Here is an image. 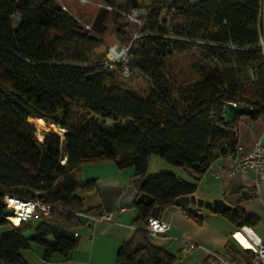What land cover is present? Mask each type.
<instances>
[{"label":"trees","instance_id":"1","mask_svg":"<svg viewBox=\"0 0 264 264\" xmlns=\"http://www.w3.org/2000/svg\"><path fill=\"white\" fill-rule=\"evenodd\" d=\"M149 1L152 10L142 9V0L106 4L110 15L126 20L131 10L145 13L140 27L127 20L138 29L137 37L120 43L131 42L129 68L150 80L147 95L140 97L116 83L118 65L93 60L103 35L85 29L83 23L91 19L80 20L60 0H0V224L11 227L0 236V264H27L21 250L30 246L20 235L29 221L16 226L4 219L11 213L2 202L5 195L52 205L46 221L76 232L85 224L78 212H105L97 180L76 179L82 165L114 161L118 169L146 175L149 157L157 155L200 176L217 156L237 153L239 117L224 122L226 102L251 106V119L264 116V47L259 46L264 0H169L172 12L165 15L155 8L162 0ZM197 45L211 62L198 79L165 73L170 54ZM128 118L133 122L127 127L116 125ZM37 120L62 129V140L47 131L39 140ZM195 191V185L172 173L147 176L142 193L151 202L134 204L133 235L119 249L118 264H137L136 240L145 243L148 264H175L174 255L150 243L148 219L154 206L163 211L174 206L175 198ZM85 192L97 196L98 203L85 208L79 195ZM239 193L225 196L234 198L236 209L224 216L235 226H254L257 218L238 207ZM33 226L45 261L55 253L67 258L77 245L78 237L47 241L44 221Z\"/></svg>","mask_w":264,"mask_h":264},{"label":"crops","instance_id":"2","mask_svg":"<svg viewBox=\"0 0 264 264\" xmlns=\"http://www.w3.org/2000/svg\"><path fill=\"white\" fill-rule=\"evenodd\" d=\"M235 127L238 136L237 154L247 153L256 140L264 143V116L256 119L240 116ZM150 161L151 156L148 159L147 176H150L148 172ZM92 164L99 166L86 169L81 182L91 179L97 181L123 179L134 172L133 168L118 169L114 161ZM85 165L88 164L82 165L81 171ZM232 168H234L232 157L220 155L211 162L198 180L193 179L184 168L171 170L178 178L195 185V194L206 200L225 198L233 192L240 191L241 201L238 207L258 220L256 225L251 227L235 226L224 213H215L196 206L183 209L174 205L160 211L159 217L167 221L169 227L165 235H151L150 243L174 255L175 264H210L208 250L230 262L249 263L258 244L264 242V195L259 193V189H255L251 171L227 173ZM244 189L249 190L248 198L242 194ZM188 212L199 216L201 221L194 220ZM112 213L114 214L112 221H94L81 216L85 224L76 229L77 245L69 256L64 258L61 254L55 253L50 261H45L43 251L42 253L39 251L38 264H118L117 253L123 243L133 235V222L138 212L132 205ZM49 236L53 241L52 236ZM176 238L194 241L205 249L198 248L188 254H181Z\"/></svg>","mask_w":264,"mask_h":264},{"label":"rangeland","instance_id":"3","mask_svg":"<svg viewBox=\"0 0 264 264\" xmlns=\"http://www.w3.org/2000/svg\"><path fill=\"white\" fill-rule=\"evenodd\" d=\"M64 3V5L69 9L71 13H73L80 20L87 21L92 20L97 12V2L99 4L108 6L107 1H112L116 5H122L123 0H60ZM169 0H162L155 5V8H160L162 11V15L169 14L172 12L170 6L168 4ZM98 4V5H99ZM108 4V5H106ZM150 4L149 0H142V9L144 8H152L147 5ZM152 10V9H151ZM107 24V30L101 37V41L103 45L95 51V56L93 60L95 61H106L108 59V44H120L123 42H127L129 38L134 39L135 35L138 33V29L133 27L125 18L122 16H115L111 14L107 20H105ZM117 31L119 35H117ZM137 37V36H136ZM210 60L204 58L201 54L200 48L197 46H193L191 49L183 52H173L164 60L165 73H168L170 76L181 79L183 78L186 81H194L198 79L201 68L209 67ZM112 68V67H110ZM183 72L182 76H179L177 72ZM116 83L126 89L131 90L135 94L140 97H145L150 89L151 83L148 77L141 74L137 69L130 66V73L127 77H124L121 73L115 74ZM46 123V122H45ZM48 124V123H47ZM36 126V125H35ZM45 131H38L36 126V135L39 140H42L43 133ZM63 133V130H62ZM57 134V133H56ZM59 135V134H57ZM60 136V135H59ZM61 140L62 137L60 136ZM157 155H151V161L149 164L148 172L150 176L156 175L160 172L172 173V169L174 168H182L181 166L174 165L164 161L163 159H159ZM159 160V161H156ZM159 162V163H158ZM97 164H88L84 166V169L76 175V179L78 182L83 181V177H85V171L88 168H96ZM99 181V180H98ZM80 197L83 198L85 208H89L98 203L97 196L90 193H81ZM33 225H39L43 222V220L39 218H32L29 220ZM11 230L9 224L2 223L0 224V236L2 234L8 233ZM47 241H51L50 236L46 237ZM30 246L27 249L21 250V255L25 259L27 264H38L37 261V252L43 251L42 245L35 241H30ZM39 255V254H38Z\"/></svg>","mask_w":264,"mask_h":264},{"label":"water","instance_id":"4","mask_svg":"<svg viewBox=\"0 0 264 264\" xmlns=\"http://www.w3.org/2000/svg\"><path fill=\"white\" fill-rule=\"evenodd\" d=\"M109 9L105 6H100L97 10L94 18L91 22L92 35H103L107 30V24L105 20L109 18ZM19 20V18H18ZM252 113V107L249 105H238L233 102H226L221 112V116L225 123L231 124L234 122L236 117L240 116H249ZM91 119H94L96 122L100 121V117H95L90 115ZM106 122L107 125H113L111 119H101ZM133 122V119H126L124 121H119L116 125L127 127L130 123ZM64 132V131H63ZM64 137V134H63ZM184 170L195 180L199 179L193 170L185 168ZM147 179V175H139L137 172H133L129 177L123 179H114V180H99L96 182V189L98 192V197L100 199L101 205L105 212H116L121 208L129 207L134 205L137 202H151L148 196L142 193V186ZM259 193L264 195V185L259 187ZM242 194L245 198L249 197V190H242ZM234 198L231 200H226L224 198H217L213 200H206L195 193L190 195L179 196L175 198L174 205L177 207H188L196 206L199 208H204L211 210L215 213H225L226 211H234L236 206L233 204ZM160 210L158 206H154L150 212V217H159ZM45 225L49 230V234L54 240L61 238L74 241L76 239L75 232L71 229L64 227H59L51 222L44 221ZM31 225L27 229L21 232V237L30 242L34 241L37 237L35 227ZM146 245L142 240H136L133 244V251L139 252L137 257V264H148V257L145 252Z\"/></svg>","mask_w":264,"mask_h":264},{"label":"built area","instance_id":"5","mask_svg":"<svg viewBox=\"0 0 264 264\" xmlns=\"http://www.w3.org/2000/svg\"><path fill=\"white\" fill-rule=\"evenodd\" d=\"M99 6L104 5L99 4ZM105 7L112 10L110 6ZM125 15L128 21L137 23L138 27H140L142 25L140 18L144 16L145 13H139L137 10H131ZM91 22L92 20L88 23H83L85 29L90 32H92ZM136 36L137 35L134 37ZM130 44L131 42L126 45H120L117 43L108 44V59L102 63L105 66L112 68L118 65L120 73L124 77H127L130 73L128 64ZM259 46L264 47V36L261 37ZM125 48H127V52L124 51ZM228 155L232 157L234 168L228 170L227 173L235 171L245 173L247 171H251L253 173L255 189L258 190L261 185H264V143L256 140L247 153H230ZM63 162L64 161H62V163ZM2 202L7 209L11 210V213L7 214L4 219L16 226L22 224L23 222H28L34 217L46 221L53 209L52 205L45 204L37 199H27L10 195H5ZM77 214L94 221H112L114 218V214L112 212H104L100 216H93L84 212H78ZM15 220H17V222H15ZM168 227V222L160 217H149L146 229L150 235L160 236L166 234ZM75 236L77 237L78 233L75 232ZM176 240L181 254H188L198 248L205 249L203 246L186 238H176ZM208 253L210 264H264V242L258 244L257 249L252 255L249 263L230 262L211 250H208Z\"/></svg>","mask_w":264,"mask_h":264},{"label":"bare ground","instance_id":"6","mask_svg":"<svg viewBox=\"0 0 264 264\" xmlns=\"http://www.w3.org/2000/svg\"><path fill=\"white\" fill-rule=\"evenodd\" d=\"M34 124L37 126L39 132L41 131L54 132L59 134L63 138L62 129L57 128L53 124H47L39 120L35 121ZM15 222H17V220H15Z\"/></svg>","mask_w":264,"mask_h":264},{"label":"clouds","instance_id":"7","mask_svg":"<svg viewBox=\"0 0 264 264\" xmlns=\"http://www.w3.org/2000/svg\"><path fill=\"white\" fill-rule=\"evenodd\" d=\"M124 51L127 52V48H125Z\"/></svg>","mask_w":264,"mask_h":264},{"label":"flooded vegetation","instance_id":"8","mask_svg":"<svg viewBox=\"0 0 264 264\" xmlns=\"http://www.w3.org/2000/svg\"><path fill=\"white\" fill-rule=\"evenodd\" d=\"M30 224H32L31 222H30ZM33 225V224H32Z\"/></svg>","mask_w":264,"mask_h":264}]
</instances>
